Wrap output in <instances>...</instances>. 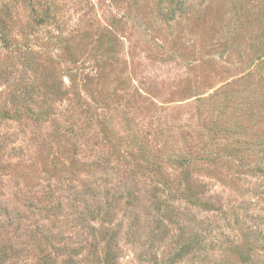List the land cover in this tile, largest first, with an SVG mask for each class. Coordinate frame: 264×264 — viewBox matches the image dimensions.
Returning a JSON list of instances; mask_svg holds the SVG:
<instances>
[{"label":"rangeland","instance_id":"rangeland-1","mask_svg":"<svg viewBox=\"0 0 264 264\" xmlns=\"http://www.w3.org/2000/svg\"><path fill=\"white\" fill-rule=\"evenodd\" d=\"M0 264H264V0H0Z\"/></svg>","mask_w":264,"mask_h":264}]
</instances>
